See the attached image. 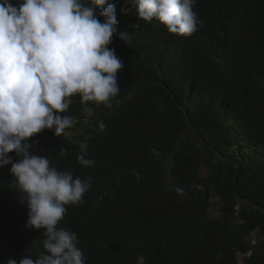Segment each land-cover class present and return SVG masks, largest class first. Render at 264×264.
<instances>
[{
  "label": "trees",
  "instance_id": "16d2710c",
  "mask_svg": "<svg viewBox=\"0 0 264 264\" xmlns=\"http://www.w3.org/2000/svg\"><path fill=\"white\" fill-rule=\"evenodd\" d=\"M110 2L130 39L109 45L124 64L112 107L88 102L86 113L73 96L60 115L90 136L33 137L31 154L92 178L58 227L77 234L86 264H264V0H196L191 36L139 20L130 0ZM82 143L94 167L78 163ZM10 168H0V264L44 251Z\"/></svg>",
  "mask_w": 264,
  "mask_h": 264
},
{
  "label": "clouds",
  "instance_id": "9594fccd",
  "mask_svg": "<svg viewBox=\"0 0 264 264\" xmlns=\"http://www.w3.org/2000/svg\"><path fill=\"white\" fill-rule=\"evenodd\" d=\"M130 4L139 20L155 18L178 36H191L202 23L194 11L196 0ZM114 38L130 40L118 32L116 5L110 0H0V168L11 165L13 186L25 194L26 228L43 230L44 237V251L19 261L10 258L7 264H86L77 234L58 225L66 206L82 201L92 178L58 171L47 157L30 150L33 137L43 131L54 129L57 137L64 136L78 123L60 115L68 112L73 96H80L86 113L93 111L88 102L112 107L121 91L117 74L124 68L109 47ZM80 149L78 163L94 167L95 161L86 158L87 144ZM9 153L19 159L14 162ZM176 191L183 194L182 188ZM136 264H146V258L139 256Z\"/></svg>",
  "mask_w": 264,
  "mask_h": 264
},
{
  "label": "rangeland",
  "instance_id": "374dc122",
  "mask_svg": "<svg viewBox=\"0 0 264 264\" xmlns=\"http://www.w3.org/2000/svg\"><path fill=\"white\" fill-rule=\"evenodd\" d=\"M85 122H88V120H85ZM89 127V124L85 123L84 126H78L74 122V125L71 128L65 130V135L59 137H61L62 139H69L74 142H81L83 138H87L90 136ZM218 202V199H214L211 203L212 207L209 212L211 218H215L219 215L220 206Z\"/></svg>",
  "mask_w": 264,
  "mask_h": 264
}]
</instances>
